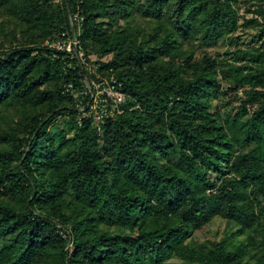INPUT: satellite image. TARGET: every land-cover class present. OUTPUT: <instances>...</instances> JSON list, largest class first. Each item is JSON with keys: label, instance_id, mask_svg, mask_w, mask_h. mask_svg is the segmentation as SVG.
<instances>
[{"label": "trees", "instance_id": "trees-1", "mask_svg": "<svg viewBox=\"0 0 264 264\" xmlns=\"http://www.w3.org/2000/svg\"><path fill=\"white\" fill-rule=\"evenodd\" d=\"M76 12L97 73L127 95L100 127L80 111L87 73L44 45ZM0 14L14 25L0 264H264V0H0ZM216 220L224 236L196 241Z\"/></svg>", "mask_w": 264, "mask_h": 264}, {"label": "built area", "instance_id": "built-area-1", "mask_svg": "<svg viewBox=\"0 0 264 264\" xmlns=\"http://www.w3.org/2000/svg\"><path fill=\"white\" fill-rule=\"evenodd\" d=\"M57 3L63 0H55ZM84 17L81 12L70 15L71 32H62L60 35L48 38L45 46L55 52L64 53L71 61L77 63L82 71L86 72L82 80V91L85 103L80 104L82 117H93L98 127L104 123L105 118L113 117L115 113H122L120 105L125 103L127 95L120 89L114 79H98L97 60L89 57L79 39L82 32ZM100 75V74H99ZM94 76V77H93ZM69 90L73 85L68 86Z\"/></svg>", "mask_w": 264, "mask_h": 264}, {"label": "rangeland", "instance_id": "rangeland-1", "mask_svg": "<svg viewBox=\"0 0 264 264\" xmlns=\"http://www.w3.org/2000/svg\"><path fill=\"white\" fill-rule=\"evenodd\" d=\"M54 3H57V1L54 0ZM245 14L247 16V18H252L253 15L250 14H246V13H242ZM144 28L146 30H149V22L145 23L143 22ZM14 30V25L12 23V21L7 18L4 17L0 14V48L1 46L9 48L12 44V32ZM255 35V31L252 29H246L243 28L241 29L238 33L237 36H239L241 38V41H244L245 43L250 42L253 38V36ZM227 48H221V47H217V48H209L208 51L213 53V54H219V53H223L224 50H226ZM111 58V56H107L103 59V61L107 62L109 59ZM93 60H97V57H92ZM97 77L98 79H106L108 80V78H104L101 75L98 74ZM236 96L240 97L241 93H233V94H229L226 97L225 102L221 105V112H228L229 110H231L233 108V106L237 107L240 102L237 101L235 98ZM12 114V112L10 113ZM7 113V118H10L11 115ZM237 227H234L233 230H235ZM226 229H228V227L226 226L225 222H222L221 220H216L213 224H211L209 227H207L206 229H204L202 232H199L195 235V239L196 241H202L205 239H220L224 236ZM171 264H184L179 260H173L171 261Z\"/></svg>", "mask_w": 264, "mask_h": 264}]
</instances>
